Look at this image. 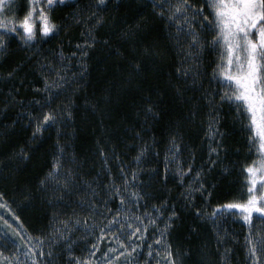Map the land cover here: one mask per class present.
I'll use <instances>...</instances> for the list:
<instances>
[{
	"label": "trees",
	"instance_id": "1",
	"mask_svg": "<svg viewBox=\"0 0 264 264\" xmlns=\"http://www.w3.org/2000/svg\"><path fill=\"white\" fill-rule=\"evenodd\" d=\"M94 4L97 5L95 8ZM105 5H98L97 0H81L68 9V14L81 12L89 17L88 22L84 19L81 24L77 15L71 14L66 17L61 35L51 34L45 40L38 38L30 45L16 40L14 35L0 51V264H25V247L36 243H26L27 237L47 233L54 214L58 219L70 216L79 219L80 225L73 224L70 235L75 241L74 255L83 259L87 254L86 244L91 245L99 237L95 231L107 225L110 215L120 207L119 199L113 194L115 189L110 191L109 186L118 185L123 191L125 178L128 181L125 188L127 207L135 204L149 208L161 204L165 208L163 215L169 227L163 232L162 244L165 249L170 248L176 264H250L245 255L247 238L251 237L254 242H258L257 237L262 238L261 233L258 235V230L255 231L256 222L264 221L260 214H254L248 224L243 221L239 210L209 219L216 204L239 201L247 193V187L241 188V183H236L237 174L239 171L247 175L242 168L249 163L247 156L254 151V144H248V130L244 129L237 106L227 100L219 102L222 93L230 91L228 85L234 87V84L227 82L219 72L215 79L212 78L213 69L218 65L211 63L213 56L206 51L201 54L197 83L190 84L182 72L178 74V59L183 53L178 55V45L164 31L165 24L149 3L105 0ZM91 13L103 14L104 22L92 27L95 21ZM122 30L127 35H121ZM81 37L95 38L92 46L86 47L83 62L87 69L78 77L81 86L72 92L75 82L69 85L53 97L50 105L55 106L71 96L73 118L59 123V134L57 125L51 124L33 141L29 140L31 126H23L19 120L14 127L6 128V123L21 107L11 102L3 107L9 88L13 95L23 97L25 101L32 96L39 97L34 86L42 87L43 76L50 75L49 69L55 71L50 62L51 55L58 52L54 46L71 47ZM23 46L31 47L29 58L26 53L30 49L25 50ZM46 46L50 49L46 50ZM136 63L140 65L138 72L133 70ZM80 67L70 70L69 76L79 74ZM13 68H16L13 77L4 79L3 74ZM129 74L132 79L126 81L124 78ZM191 79L189 76L188 80ZM177 86L180 92H177ZM105 92L107 98L95 110L85 102L95 100ZM206 93L213 98L212 105L204 98ZM149 102L155 104L159 116L155 119L149 116L145 120L143 106ZM210 107L213 108L212 114L218 115L216 125L222 132L224 161L218 160L210 168L209 163L202 160L197 171L206 189L202 192L195 190L186 198L185 191L191 182L186 174H179L177 159L186 157L189 163L194 160V154L207 152L201 145L200 136L208 126ZM37 110L33 108V111ZM173 131L180 148L177 159L168 163L165 174V154ZM58 140L61 145H66L68 154L61 175L66 174L71 165L73 178L70 190L65 191L57 203L50 202L46 194L49 189L41 187L39 180L51 166ZM146 140L149 141L147 151L137 163L135 157ZM21 146L30 153L28 159L23 162L8 159L13 150H19ZM186 161L183 162L184 169L187 168ZM134 169L137 171L135 178L132 176ZM191 185L196 188L193 183ZM136 191L141 194L139 200L131 196ZM93 203L97 205L94 210ZM196 209H200V215L196 214ZM173 210L177 216L169 221L168 215ZM9 217L16 220L18 227L5 225ZM86 217L88 232L84 231ZM217 232L222 242L218 243ZM18 233L25 239H21ZM104 239L108 241L110 238L105 235ZM105 243L98 240L99 251L100 245ZM48 244L45 240L44 253L48 252ZM225 249L229 250L227 260L221 262L220 256ZM36 251L39 255L41 249ZM106 251L96 255L100 264L106 260ZM65 256L60 251L58 256L46 257L42 264H65ZM108 258L112 264H120L114 253Z\"/></svg>",
	"mask_w": 264,
	"mask_h": 264
},
{
	"label": "snow or ice",
	"instance_id": "2",
	"mask_svg": "<svg viewBox=\"0 0 264 264\" xmlns=\"http://www.w3.org/2000/svg\"><path fill=\"white\" fill-rule=\"evenodd\" d=\"M58 2V0H28L26 11L21 19L15 20L12 17L0 18V51H3L8 44L7 37L10 34L18 36L19 41L25 45L33 43L37 37V29L35 27L37 16L36 12H39L38 23L39 33L47 35L54 33L58 30V23L51 17V9ZM40 4L37 7V4ZM97 4L100 6H106L105 0H97ZM97 5L94 4L95 8ZM153 10L157 16L163 17L166 23L171 26L174 25V30L169 32V36L173 38V43L178 45L179 56L178 66L176 72L180 74L182 72L183 78L190 84L197 83V78L201 69V54L205 46H209L213 49L217 47L221 53H227V60L221 59L219 66L214 67L212 78H216L217 72L220 76L226 77L230 82L234 84L232 90L224 91L220 97V103L227 100L229 103L237 106V112L243 119L244 127L249 131V141L252 143L258 142V154L259 159L253 160L243 166L242 171L247 175L242 183H247V197L242 201H231L223 204H216L212 208V213L209 219H215L222 213L239 210L242 213V219L245 224H248L253 215L260 214L261 219H264V0H203V2L197 5L194 0H165L164 3L158 2V0H152ZM5 8V0H0V9ZM94 17V25L104 22L103 14L97 15L91 13ZM79 19V16L76 17ZM208 29L213 32L214 35L204 39L202 38L201 30ZM92 28L89 29V32ZM181 33L186 37V42L181 44ZM121 35H127V33L121 31ZM95 38L93 37V43ZM87 47L85 44H78L77 48ZM60 60L63 63L65 56L61 51L59 53ZM81 56H86V52H82ZM81 64L80 72L72 73L71 76L67 73L66 66L63 70L56 68L55 71L49 69L50 75L43 76V86H34V91L40 95L32 96L27 101L23 97L17 98L13 95L12 89L9 88L7 97L5 98L4 108L8 103L20 104L21 107L16 112V116L6 123V128H12L15 126L17 120L23 126H31L32 131L29 134V140H36L43 133V129L51 124L57 125V132L59 134V123L65 120H71L73 118L72 107L74 101L71 96H67L63 101L58 102L55 106H50L54 96L59 95L61 91L67 88L69 85L75 82L72 92L77 91L82 81L78 80L79 75L85 73L87 64L82 60L78 61ZM235 67V71L232 68ZM133 70L138 72L140 70L139 63L133 65ZM16 72V68L3 74L4 79H10ZM191 76V80L188 77ZM126 81L132 79V75L129 74L124 78ZM231 87V84L229 85ZM181 89L177 86V92ZM107 98V92L102 96L97 97L95 100H86L94 110L103 100ZM149 98L150 97H146ZM204 98L208 100L210 105L213 104V98L207 93ZM33 108L38 109L33 111ZM2 110V109H0ZM140 109H137L139 112ZM144 119L149 116L153 119L159 116V112L156 110V106L153 102H149L143 106ZM213 108L208 110V135L216 136L220 132L215 125L218 123V115H213ZM139 136V132H137ZM57 153L53 157L50 168L45 175L39 180V185L49 189L46 193L50 202H59L63 198L64 192L70 190V184L73 178V168L69 165L66 174L61 175V168L63 166L64 158L68 155L65 152L66 145H61L60 141L57 142ZM149 141H145L143 146H140L137 155L135 157L137 163H139L146 153ZM220 141L217 140V147L210 148L211 153H219ZM180 144L177 140L176 132L173 131L168 139V148L165 154V174L167 172V165L170 161L177 159ZM30 153L25 151L23 146L19 150H13L8 159L14 162H23L28 159ZM69 159H74L69 157ZM177 168L180 175H183L188 169L180 171L181 165L177 161ZM137 175V171L134 169L132 172L133 178ZM200 173L197 172V177ZM125 188H127V178H125ZM203 184L199 185V189L203 190ZM110 191L115 189L114 195L120 199V207L115 213L110 215L107 225L100 227V236L93 240L91 245L86 244L87 254L81 259L79 256L74 255L73 245L75 241L72 239L70 233L72 231V225H80L78 218H56L53 217L52 224L47 233L40 236H28L27 242L35 241V245L29 244L25 247V264L27 261H31V264H42L47 257L51 259L58 256L60 251L66 254L65 264H91L89 254H95L97 249L98 240L108 235L110 239H113L118 245V248H109L105 252V258L111 256L113 253L117 257H122L123 253L120 248L124 249V252L131 253L137 250V245L132 244L129 249L126 246V240L131 242L132 240L143 239V233L140 230L139 225L143 222L139 216H136L135 222L136 228L132 227L130 221L133 217L127 216L125 213V224L121 225L118 231L109 233L108 230L116 227L117 222L121 219V209L125 202V197L120 194L118 185L109 186ZM194 189L189 184L185 191L186 198L194 192ZM131 196L136 197L137 200L141 199L139 191L132 192ZM83 203V201H81ZM7 207V205H5ZM97 207L95 203L92 204L93 210ZM155 209V205L153 206ZM111 212V210H109ZM157 214L159 212L157 210ZM196 214L200 215V209H196ZM145 215H150L146 213ZM177 216L175 210L169 213L168 220L171 221ZM149 223H155L153 220H149ZM7 224V220H5ZM169 227L168 223H165L164 228ZM90 230L87 225V217L84 222V231ZM128 233L125 239L120 237ZM163 235V233H162ZM218 243L222 242V237L217 232ZM7 238V236H5ZM21 239H25L24 236H20ZM47 240L48 252L44 253L42 248L43 244ZM156 240L159 242L161 236H157ZM258 242H254L251 237L247 238L246 258L249 259L250 264H264V238L257 237ZM15 243V240L12 241ZM62 245V247H59ZM151 249V245L149 246ZM40 248L39 255L36 249ZM59 250L57 251L56 249ZM17 250H20V246L17 245ZM228 249H225L221 253L220 260L225 262L227 260ZM168 257L167 264H176L175 258L172 257L170 248L165 252ZM99 264V261L97 262Z\"/></svg>",
	"mask_w": 264,
	"mask_h": 264
},
{
	"label": "rangeland",
	"instance_id": "3",
	"mask_svg": "<svg viewBox=\"0 0 264 264\" xmlns=\"http://www.w3.org/2000/svg\"><path fill=\"white\" fill-rule=\"evenodd\" d=\"M25 1H27V0H5V8L0 9V18L12 17L15 20L21 19L20 17H18L16 15V8H18L17 4H20L21 2H23V4H25ZM142 1L144 3L145 2L149 3L152 6V0H142ZM158 2H160V0H158ZM194 2L197 5H199L203 2V0H194ZM71 14L80 16L83 13L80 12L77 14L75 11V12L69 13V15H71ZM155 14H156V12H155ZM69 15H67V17H69ZM51 17L53 20H55L58 23V30L55 31L54 34L55 35H57V34L61 35L62 33H64V29L62 30L61 28H63L64 24L66 25L67 18L66 17H59L58 18V15H56L54 13L51 14ZM157 17L159 18L160 16H157ZM84 19L86 20V22H88L89 17L87 15H82V17L80 16L78 22H81V24H82ZM160 19H161V22L165 24L164 31L166 33H168V35H169V32L174 30V25L169 26L163 17H160ZM85 27H87V25ZM86 34L87 33H85L84 36H86ZM201 34H202V38H204V39H207V38L211 37L212 35H214V33L209 31L208 29H202ZM14 35L15 34H10L7 37V39L8 40L12 39L14 37ZM93 35H96V33L93 32ZM180 35H181L180 43L184 44L186 42V37H184L183 33H181ZM17 37L18 36L16 35V40H19V38H17ZM85 42H87V47H90L93 44V39L87 40L84 37H81L75 42L76 44L72 45L71 47L55 45L54 46V47H56L55 50L58 52H56L54 55L53 54L51 55L52 60L50 61L51 65L54 66L53 69L66 66L67 73L69 75L70 70H72L76 67H79L81 64L78 63V61H81V60L83 61V58H84V56H81V53L82 52L87 53V51H86V47L81 49V48H77V45L78 44H85ZM47 45H49V44H47ZM20 46H22V44H20ZM49 46H46V48ZM28 48L30 50L28 51V53H26V58L30 57L29 53L32 51L30 46L27 48L24 47L25 50ZM49 49L50 48H47L46 50H49ZM61 51L64 53V56H65L63 63L61 62L60 56H59V53ZM202 51H206L210 56H213L211 63L215 62V64L218 66H219V61L221 59L225 60V62L227 60V53L226 52L221 53V51L219 50L218 47L216 49H213L209 46H205ZM232 71H235V67L232 68ZM224 79L227 82H230L226 77H224ZM231 90H232V86L230 87V91ZM215 127L220 130V128L217 125H215ZM244 129H246V128L244 127ZM207 133H208V126H207V128H205V132L200 136L201 145H202V147L205 146L204 149L207 150V152L204 151V155H201L200 153L194 154V156H195L194 160L192 162L189 161V163L186 161V157H183L182 159L181 158L177 159V161L182 164L181 169H184L185 166H184L183 162L186 161L185 164H186L187 168H185V169H188V171L185 172L184 174H186L187 178L189 177L188 178L189 181L191 183H193V185L196 186L195 189L197 190V192H202L206 189L205 184L202 181L203 179L200 178V180H199V177H197V172H198L197 170L202 166V163H200V162L203 160L204 162L209 163L210 168L211 167L213 168L215 166V164L217 163L216 161H218V160L224 161L225 151L223 148L221 130L219 133H217L216 136H209ZM247 134H248L247 135V139H248L249 131ZM217 140L220 141L219 153L218 154L217 153H211L210 154L209 149L217 147ZM250 143H252V142H250L248 139V144H250ZM252 144H254V143H252ZM253 150L254 151H252V153H250V156H247L249 163L252 162L253 160L259 159L258 142L254 144ZM237 177H238V180L236 183H241V188L247 187V183H242V181L245 180L246 174H243L242 172L238 171ZM200 184H203V186H204L203 190L199 189ZM245 189H247V188H245ZM120 194L125 197V202H124L123 207L121 209V219L117 222L115 228L108 230L109 233L118 231L120 226L125 224V213H126L127 216L133 217V220L130 221L133 228L137 227V224H136L134 218L136 216H139L141 218L143 223L141 225H139V227H140L141 232L143 233V239L132 240L131 242H128L126 240V246L129 249L132 247V244H136L137 250L135 252L131 253V255H130L129 253L124 252L123 248H120V251L123 253V256L117 257L115 255V259L120 260V264H167L168 257L165 255V252L168 249L167 248L165 249V247L162 244V241H163L162 240V236H163L162 233L165 231L164 225H165V223H168V221H166V216L163 215L165 213V208L163 209L162 208L163 206L161 204L159 206H155V209L153 207L146 208L147 207L146 205H142L140 207H137L135 204L127 207L126 206V205H128L127 204L128 196H126L127 190L124 188L123 191H120ZM246 197H247V193L239 201L246 199ZM117 199H119L118 196H117ZM131 201H132V199H131ZM118 205L120 206V199H119ZM157 210L159 212V215L157 214ZM146 213H148L150 215H145ZM150 219L155 221V223H149ZM13 223H14V225L12 226L11 224H13ZM5 225L10 226V228L18 227V225H16V220L12 217L8 218L7 224H5ZM256 225H257V227H256L255 231L258 230V235H260V233H261L262 238H264V221L263 220L258 221V222H256ZM98 229L100 230V228H98ZM99 230L95 231V233L98 236H100ZM18 235L21 236L20 233H18ZM127 235H128V233H124L120 238L125 239L127 237ZM157 236H161V240L159 242L156 240ZM102 240H104L106 243L104 245L99 244L100 248H101L100 251L97 248L95 254H90L89 258L91 259V264H97L98 261L96 260V258H97L96 255H98V252L101 255L103 251L108 250L109 248H118L119 247V245L113 239H109L108 241H106L104 238H102V239H99V242H101ZM150 245H151V249L149 247ZM126 257H128V258H126ZM172 257H173V255H172ZM262 259H264V258H262ZM99 264H100V262H99ZM102 264H112V263L109 260V258L108 259L106 258V260H104Z\"/></svg>",
	"mask_w": 264,
	"mask_h": 264
},
{
	"label": "flooded vegetation",
	"instance_id": "4",
	"mask_svg": "<svg viewBox=\"0 0 264 264\" xmlns=\"http://www.w3.org/2000/svg\"><path fill=\"white\" fill-rule=\"evenodd\" d=\"M81 0H58V2L54 5V7L50 10L51 11V14H56L58 15V18L59 17H67L68 14V9L69 8H73V6H76L79 4ZM95 1V0H93ZM165 0H160V3H164ZM174 2V0H173ZM27 4H28V0L25 1V4H23V2H21L20 4H17V7L16 8V15L20 18L23 17L24 15V12L26 11V8H27ZM40 4L38 3L37 4V7H39ZM36 16H37V21H36V24H35V27L37 29V37L36 39H40V40H45L47 37H49V35H53L54 33H49L47 35H44V34H41L39 33L38 29H39V23H38V16H39V12L37 11L36 12ZM165 19V18H164Z\"/></svg>",
	"mask_w": 264,
	"mask_h": 264
}]
</instances>
